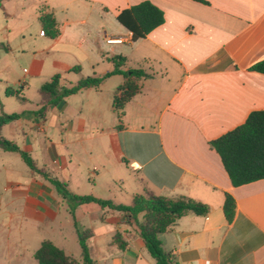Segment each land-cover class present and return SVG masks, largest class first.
<instances>
[{
  "label": "crops",
  "instance_id": "1",
  "mask_svg": "<svg viewBox=\"0 0 264 264\" xmlns=\"http://www.w3.org/2000/svg\"><path fill=\"white\" fill-rule=\"evenodd\" d=\"M142 1L0 0L7 36L14 31L26 38L38 24L45 31L44 15L54 23L53 32H39L33 71L19 82L24 88L33 81L38 97L31 101L20 93L25 101L15 96L14 109L1 105L0 113L25 112L1 133L72 193L129 205L134 194L148 190L206 204L205 215L186 213L158 235L181 264H264V178L233 186L209 145L264 109V73L249 70L264 60V0H147L164 21L132 41L116 16ZM108 37L125 42L109 44ZM115 55L126 58L122 70L149 74L136 80L140 91L124 104L121 119L113 107L121 74L38 114L48 99L39 88L54 74L79 66L66 82L102 76L114 68ZM24 164L19 153L0 148V264H38L33 254L43 240L85 264L75 224L90 231L95 264H154L135 219L94 202L71 210ZM226 194L235 202L230 221L223 211ZM117 232L123 249L113 241Z\"/></svg>",
  "mask_w": 264,
  "mask_h": 264
},
{
  "label": "trees",
  "instance_id": "2",
  "mask_svg": "<svg viewBox=\"0 0 264 264\" xmlns=\"http://www.w3.org/2000/svg\"><path fill=\"white\" fill-rule=\"evenodd\" d=\"M196 1L205 2L204 0ZM116 20L131 33L132 41H136L146 37L150 31L162 24L164 16L158 7L145 0L121 10L116 16ZM41 21L45 31L48 33L53 32L54 23L48 15L42 16ZM110 60L114 65L111 71L106 72L102 76L87 75L81 77L75 83L66 82L65 76L68 72H78L79 66H74L64 73L54 74L49 81L44 82L39 88L40 94L47 95L48 99L40 107L38 114L44 117L47 108L60 103L63 98L82 89L97 87L110 75L121 74L125 77V80L118 86L117 93L113 99V107L119 119H121L124 104L140 91V86L136 80L148 77L149 74L142 68L122 70L120 67L126 60L124 56L115 55ZM249 70L264 73V60L256 62L249 67ZM5 94L8 96L14 95L20 101H25V98L20 96L18 91L6 88ZM24 116L25 112L0 113L1 149L19 153L22 160L31 170L48 180L57 193L67 200L71 210L79 204L94 202L101 208L120 211L126 216L135 219L139 234L148 253L154 259V264H181L174 259L170 252H166L162 248L158 235L168 230L180 216L186 213L205 215L209 210L206 204L185 196L168 198L156 195L148 190L134 194L129 205L117 204L109 199L98 198L93 195L72 193L65 182L53 177L45 168L38 167L28 151L21 149L14 141L2 135L1 129L3 125ZM209 145L220 156L233 186L264 178V109L250 112L242 124L209 141ZM234 208V199L229 194H226L223 211L228 221L232 219ZM140 212L144 213L143 219L137 221V214ZM75 227L81 248L82 261L85 264H95L89 255L87 245V239L91 236L90 231L81 230L77 224H75ZM113 241L121 249L125 247V242L121 239L118 232L115 233ZM33 256L38 264H79L78 261L67 256L62 249L55 246L50 240H43Z\"/></svg>",
  "mask_w": 264,
  "mask_h": 264
},
{
  "label": "rangeland",
  "instance_id": "3",
  "mask_svg": "<svg viewBox=\"0 0 264 264\" xmlns=\"http://www.w3.org/2000/svg\"><path fill=\"white\" fill-rule=\"evenodd\" d=\"M3 26L4 20L0 15V109L2 108L1 105H5L7 110H11L19 103L15 96L6 97V88L18 91L19 94H23L31 101L38 97L37 88L33 81H30L24 88L21 87L19 82L23 78H29L27 75L33 71L32 56L37 49L41 48V40L38 35L42 27L40 24L36 25L34 28L35 33L31 32L30 36L27 35L25 38L14 31L7 36V31L4 30ZM48 39L46 36L45 40ZM37 57L39 59L40 56ZM24 166L26 165L24 164ZM3 174L4 172H0V179Z\"/></svg>",
  "mask_w": 264,
  "mask_h": 264
},
{
  "label": "built area",
  "instance_id": "4",
  "mask_svg": "<svg viewBox=\"0 0 264 264\" xmlns=\"http://www.w3.org/2000/svg\"><path fill=\"white\" fill-rule=\"evenodd\" d=\"M40 34L44 35V30H41ZM106 42L109 43V44L123 43V42H125V38H122V37H108V38H106Z\"/></svg>",
  "mask_w": 264,
  "mask_h": 264
}]
</instances>
